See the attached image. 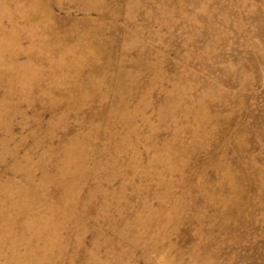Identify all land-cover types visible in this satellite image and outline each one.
Returning a JSON list of instances; mask_svg holds the SVG:
<instances>
[{"label": "rangeland", "instance_id": "1", "mask_svg": "<svg viewBox=\"0 0 264 264\" xmlns=\"http://www.w3.org/2000/svg\"><path fill=\"white\" fill-rule=\"evenodd\" d=\"M0 264H264V0H0Z\"/></svg>", "mask_w": 264, "mask_h": 264}]
</instances>
